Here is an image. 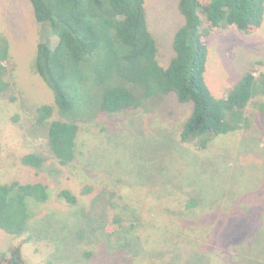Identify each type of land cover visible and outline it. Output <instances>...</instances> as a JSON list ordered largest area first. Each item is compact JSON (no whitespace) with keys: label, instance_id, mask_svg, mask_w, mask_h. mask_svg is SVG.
<instances>
[{"label":"rangeland","instance_id":"1","mask_svg":"<svg viewBox=\"0 0 264 264\" xmlns=\"http://www.w3.org/2000/svg\"><path fill=\"white\" fill-rule=\"evenodd\" d=\"M145 9L159 63L167 66L184 16L177 0H145ZM43 29L29 0H0V35L9 45L7 77L13 83L0 98V182L49 187L47 202L27 199L25 233L0 228V252L23 241L30 264H242L235 257L244 250L254 264H264V96L244 110L241 127L213 138L203 150L182 143L193 104L180 103L173 93L152 111L116 114L99 111L93 99L74 118L80 126L78 163L61 166L43 131L32 127L37 108L54 103L52 90L34 70ZM208 37L205 78L215 98L246 72L258 76L264 70V23L250 34L230 27ZM50 41L55 46L57 38ZM68 114L61 119L69 120ZM30 153L46 157L41 169L21 163ZM62 190L78 203L59 198ZM122 202L137 220L133 230L132 220L122 228L114 223ZM189 204L194 206L186 210ZM195 231L206 250L195 244Z\"/></svg>","mask_w":264,"mask_h":264},{"label":"trees","instance_id":"2","mask_svg":"<svg viewBox=\"0 0 264 264\" xmlns=\"http://www.w3.org/2000/svg\"><path fill=\"white\" fill-rule=\"evenodd\" d=\"M29 1L37 22L47 29L38 44L34 70L54 95L52 105L37 108L32 127L43 131L52 157L61 166L78 163L80 126L74 118L90 109L93 99L99 111L116 114L131 109L152 111L173 93L180 103L193 104L180 135L182 143L203 150L213 138L241 127L244 110L254 98L264 96V70L258 76L253 70L246 72L222 98L212 95L205 78L210 33L230 27L246 34L259 30L264 23V0H177L184 24L174 35L175 56L167 66L159 63V46L148 26L145 0ZM52 37L57 38L55 46ZM11 61L8 42L0 35V98L13 85L7 77ZM82 89L80 98L77 94ZM67 114L69 120H62ZM2 154L0 142V161ZM46 161L45 156L32 153L21 158L22 164L35 169ZM48 188L41 182H0V228L10 235L25 233L27 199L47 202ZM58 195L72 205L78 203L69 190ZM123 205L114 223L122 228L132 220L129 228L133 230L137 220L123 211ZM193 206L189 204L186 210ZM194 233L195 244L206 250L200 233ZM23 244H15L9 253L0 252V264H30L24 258ZM235 259L254 264L249 251L240 250Z\"/></svg>","mask_w":264,"mask_h":264}]
</instances>
